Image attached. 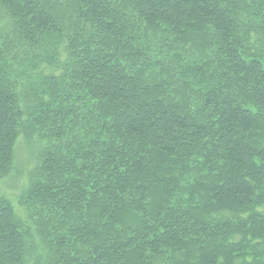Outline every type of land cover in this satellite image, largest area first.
<instances>
[{
    "label": "trees",
    "instance_id": "obj_1",
    "mask_svg": "<svg viewBox=\"0 0 264 264\" xmlns=\"http://www.w3.org/2000/svg\"><path fill=\"white\" fill-rule=\"evenodd\" d=\"M0 264H264V0H0Z\"/></svg>",
    "mask_w": 264,
    "mask_h": 264
},
{
    "label": "rangeland",
    "instance_id": "obj_2",
    "mask_svg": "<svg viewBox=\"0 0 264 264\" xmlns=\"http://www.w3.org/2000/svg\"><path fill=\"white\" fill-rule=\"evenodd\" d=\"M15 170L10 176L0 180V193L6 194L15 204L16 195L20 192L24 181H26L27 172L34 164L33 150L22 138H18L15 147Z\"/></svg>",
    "mask_w": 264,
    "mask_h": 264
}]
</instances>
